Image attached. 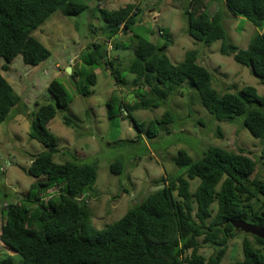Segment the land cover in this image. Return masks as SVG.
<instances>
[{
	"label": "trees",
	"instance_id": "trees-1",
	"mask_svg": "<svg viewBox=\"0 0 264 264\" xmlns=\"http://www.w3.org/2000/svg\"><path fill=\"white\" fill-rule=\"evenodd\" d=\"M100 1L89 9L82 0H0V59L10 62L20 55L26 66H38L50 52L32 33L55 12L73 17L89 9L99 15L104 26L99 28L102 35L90 27L93 37L82 56L83 62L89 67L105 66L116 83H124L119 66L134 76L131 87L136 100L122 112H127L126 117L139 134L145 132L148 138H155L173 123L174 117L165 112L161 118L146 123L137 122L131 113L159 108L167 98L179 93L182 83L188 80L202 107L216 121L242 120L243 127L261 144L258 160H264V96L251 86L219 94L211 86V73L198 63L194 51L173 64L166 55L167 43L160 46L132 33L141 12L139 4L107 9ZM188 1L184 11L188 36L207 46L221 41L220 53L251 68L264 84V0H208L207 5L205 0ZM221 4L256 28L244 49L226 41ZM122 33L130 34L132 53L126 59L118 56L109 60L105 44L96 40L108 42ZM114 48L129 49L126 43L117 42ZM2 69L7 70L8 66L3 65ZM83 74L88 84H95L94 72ZM73 75V79L79 76L75 71ZM71 81L77 83L75 79ZM47 91L53 104L38 106L31 130V137L47 148L33 158L27 170L35 180L23 201L0 202V206L7 204L1 208L0 242L13 252L1 256L0 264H220L228 242L242 232L231 221L242 220L264 228V201L256 209L253 201L264 197V180L252 177L257 160L242 149L233 151L210 145L197 159L179 149L174 159L181 170L178 176L162 179L163 189L147 193L145 200L118 220L89 234L84 198L95 184L96 167L52 161L57 138L47 124L58 111L67 108L69 98L58 79L48 83ZM19 101L0 74V123ZM121 169L118 161L111 166L115 174ZM195 179L198 184L191 191L190 181ZM55 186H59L58 190L50 193ZM244 234L252 241L243 239L242 259L233 264H264V240ZM203 245L215 247L207 258L198 254Z\"/></svg>",
	"mask_w": 264,
	"mask_h": 264
},
{
	"label": "rangeland",
	"instance_id": "rangeland-1",
	"mask_svg": "<svg viewBox=\"0 0 264 264\" xmlns=\"http://www.w3.org/2000/svg\"><path fill=\"white\" fill-rule=\"evenodd\" d=\"M89 9L97 0H82ZM107 9H117L127 4H139L141 12L132 26V33L157 45L167 43L166 55L173 64L181 62L187 52L194 51L197 61L212 75L211 86L219 94L237 92L251 86L264 96V84L249 67L237 64L232 56L220 53L221 41L205 45L193 40L187 34L184 11L188 0H101ZM206 5L208 0H205ZM212 5L210 9H212ZM85 10L78 16L65 17L53 13L32 36L42 43L50 56L38 66H26L20 55L12 61L0 59V74L19 96V105L12 108L7 118L0 123V202L11 204L24 200L29 185L35 180L27 170L31 161L47 148L31 137L33 121L38 106L52 103L47 91L52 79L61 81L68 93L69 104L60 110L47 124V129L57 138V151L52 161L62 164L67 161L88 163L96 167V180L92 191L84 198L88 207V233L100 231L106 224L118 220L125 212L145 200L152 188L160 187L162 179L175 177L181 170L174 164L179 149L197 159L210 145L227 150L242 149L246 155L257 160L252 177L264 180V160H258L261 144L243 127L242 120L232 123L216 121L200 104L196 90L186 80L179 93L167 98L157 109L138 110L131 113L137 121L149 122L170 112L173 123L160 131L155 138H148L145 132L139 134L126 111L135 102L131 82L134 76L119 66V76L124 83H116L105 66L89 67L82 56L93 35L90 27L100 34L104 22L96 12ZM210 9H207V11ZM225 10V11H224ZM222 9L226 41L244 49L256 28L246 19ZM211 12H213L211 10ZM228 13L231 17L225 14ZM158 26L160 34H156ZM129 34V33H128ZM121 34L111 41L98 39L105 44L107 58H127L132 53L130 34ZM101 36H99L100 38ZM116 42L126 43V51L114 48ZM126 61V60H125ZM7 65L8 69H2ZM70 66L71 74L66 73ZM73 71L79 76L74 77ZM96 75L94 85L88 84L83 72ZM80 91L84 92V95ZM53 104V103H52ZM123 113V114H122ZM124 116V118L121 117ZM168 133H165V131ZM139 135V137L137 136ZM118 161L121 171L115 174L112 164ZM198 180L190 181L191 191ZM254 201L256 209L264 201ZM215 206V204L213 205ZM0 207V226L3 221ZM252 238L244 233L237 234L228 242L226 253L220 264H233L242 259V242ZM215 247L203 245L198 254L207 258ZM12 254L0 242V257Z\"/></svg>",
	"mask_w": 264,
	"mask_h": 264
},
{
	"label": "water",
	"instance_id": "water-1",
	"mask_svg": "<svg viewBox=\"0 0 264 264\" xmlns=\"http://www.w3.org/2000/svg\"><path fill=\"white\" fill-rule=\"evenodd\" d=\"M155 29H156V34L159 35L160 32H159L158 26H156ZM71 69L72 68L70 66L66 67V73L67 74H71L70 73ZM70 79L74 80L72 75L70 76ZM63 185H64V183L61 184V186H63ZM58 188H59V186H55L52 189H50L49 192L50 193L55 192V191L58 190ZM163 188H164V185H161L160 187L152 188L150 193L154 192V191H157L159 189H163ZM231 224L236 230H240V231H242V232H244L246 234H251L253 236H256V237L264 240V228L251 225V224H249V223H247L245 221H242V220H233V221H231Z\"/></svg>",
	"mask_w": 264,
	"mask_h": 264
},
{
	"label": "crops",
	"instance_id": "crops-1",
	"mask_svg": "<svg viewBox=\"0 0 264 264\" xmlns=\"http://www.w3.org/2000/svg\"><path fill=\"white\" fill-rule=\"evenodd\" d=\"M220 8L223 9V10L225 9V8L222 7V4H221ZM215 10H216V9H215ZM224 11H225V10H224ZM223 13H224V12H223ZM223 15H224V14H223ZM226 15H227L228 17H231L228 13H226L225 16H226ZM223 19H224V17H223Z\"/></svg>",
	"mask_w": 264,
	"mask_h": 264
},
{
	"label": "built area",
	"instance_id": "built-area-1",
	"mask_svg": "<svg viewBox=\"0 0 264 264\" xmlns=\"http://www.w3.org/2000/svg\"><path fill=\"white\" fill-rule=\"evenodd\" d=\"M78 199L81 200L82 198H78ZM6 206H7V204L5 203V204L1 205L0 207L3 208V207H6Z\"/></svg>",
	"mask_w": 264,
	"mask_h": 264
},
{
	"label": "clouds",
	"instance_id": "clouds-1",
	"mask_svg": "<svg viewBox=\"0 0 264 264\" xmlns=\"http://www.w3.org/2000/svg\"><path fill=\"white\" fill-rule=\"evenodd\" d=\"M79 198H82V197H79ZM82 199H83V198H82ZM82 199H81V200H82Z\"/></svg>",
	"mask_w": 264,
	"mask_h": 264
}]
</instances>
